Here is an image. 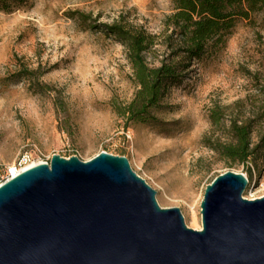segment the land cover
Instances as JSON below:
<instances>
[{
  "label": "rangeland",
  "instance_id": "rangeland-1",
  "mask_svg": "<svg viewBox=\"0 0 264 264\" xmlns=\"http://www.w3.org/2000/svg\"><path fill=\"white\" fill-rule=\"evenodd\" d=\"M172 11V0H24L0 10V174L23 154L30 161L123 155L155 190L158 206L179 208L192 229L201 227L205 186L224 171L246 176L244 198L264 196V141L245 164L229 165L209 147L229 140L234 118L250 120L252 143L264 136V10L235 19L223 47L192 61L153 110L157 123H129L116 113L135 86L125 44L99 25L122 19L155 35L147 55L155 62ZM36 66L42 89L15 78L19 68Z\"/></svg>",
  "mask_w": 264,
  "mask_h": 264
},
{
  "label": "water",
  "instance_id": "water-1",
  "mask_svg": "<svg viewBox=\"0 0 264 264\" xmlns=\"http://www.w3.org/2000/svg\"><path fill=\"white\" fill-rule=\"evenodd\" d=\"M247 183L215 176L192 229L125 156L52 154L0 183V264H264V196Z\"/></svg>",
  "mask_w": 264,
  "mask_h": 264
},
{
  "label": "trees",
  "instance_id": "trees-1",
  "mask_svg": "<svg viewBox=\"0 0 264 264\" xmlns=\"http://www.w3.org/2000/svg\"><path fill=\"white\" fill-rule=\"evenodd\" d=\"M24 0H0V10L9 11ZM173 11L163 21L160 45L163 50L150 62L147 55L152 51L156 36L141 27H135L122 19L99 26L109 35L121 40L126 46V57L135 86L132 98L125 104L115 106L118 116L129 123L155 124L156 109L167 89L179 82L193 60H198L211 50H218L225 44L237 18H248L252 12L264 10V0H172ZM82 20H89L90 14L70 11ZM39 66L22 67L14 73L16 79L38 82L42 74ZM47 87V85H45ZM264 111V94L261 104ZM219 118L211 116L212 123ZM230 137L225 142L209 144L211 150L229 165L245 164L256 157L264 136L251 142L250 120L231 119L228 122Z\"/></svg>",
  "mask_w": 264,
  "mask_h": 264
},
{
  "label": "built area",
  "instance_id": "built-area-1",
  "mask_svg": "<svg viewBox=\"0 0 264 264\" xmlns=\"http://www.w3.org/2000/svg\"><path fill=\"white\" fill-rule=\"evenodd\" d=\"M31 161L29 159V157L26 154L21 155L18 159L16 163H13L12 166H7L4 170L3 173L0 174V183L5 181L6 179L13 177L16 173H18L20 170H22V168L24 169V167L29 164ZM39 162H47V159H43L40 161H37V163ZM14 171V172H13Z\"/></svg>",
  "mask_w": 264,
  "mask_h": 264
},
{
  "label": "bare ground",
  "instance_id": "bare-ground-1",
  "mask_svg": "<svg viewBox=\"0 0 264 264\" xmlns=\"http://www.w3.org/2000/svg\"><path fill=\"white\" fill-rule=\"evenodd\" d=\"M37 163V161H31L29 164H27L24 168H27V167H29V166H31V165H34V164H36ZM23 169V168H22ZM14 172V171H13Z\"/></svg>",
  "mask_w": 264,
  "mask_h": 264
}]
</instances>
